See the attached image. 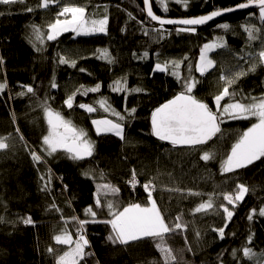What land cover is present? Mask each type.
Wrapping results in <instances>:
<instances>
[{
    "label": "trees",
    "instance_id": "16d2710c",
    "mask_svg": "<svg viewBox=\"0 0 264 264\" xmlns=\"http://www.w3.org/2000/svg\"><path fill=\"white\" fill-rule=\"evenodd\" d=\"M152 2L158 15L182 19L236 6L245 0H189L187 8L175 0H166L167 13L157 0ZM40 3L41 0H24V3L0 4V13H3L0 15V83L7 84L0 93V138L7 137L8 144L7 149L0 150V217L5 221L0 223V264H56V256L50 255L47 249L53 247L56 255L67 250L68 246L56 245L54 241L55 235L61 234L65 227L61 217L90 219L85 217L84 210L94 205L97 185L102 183H111L120 189L118 196L107 199L118 202L121 210L129 203L147 205L143 184L149 181L154 185L153 198L166 219L173 220L182 214L188 225L185 232L167 238L179 264H220L217 256L221 253L226 264H264V217L258 215L259 208L264 207V158L233 173L221 172L222 162L232 145L256 119L225 118L220 133L207 144L195 147L160 141L151 130L152 111L183 91V80L189 77L198 81L193 94L215 111L213 98L225 86L220 80L221 74L247 71L255 63L256 70L241 77L230 92L235 90L236 99L245 103L251 102V97H264V64H260L257 56L264 32L258 39L249 41L241 27L247 24L262 27L257 18L258 9L231 15L195 33L163 26L164 38L160 39L151 29L161 26L148 19L143 0H60L47 9L40 8ZM64 4L84 6L88 15L96 18L107 15V34L76 36L67 32L55 41H48V25L55 21ZM28 8L33 11L28 12ZM250 13H256V17H250ZM224 23L231 26L228 31L217 27ZM34 26L39 29L43 43L36 39ZM145 29L149 30L148 35L144 34ZM217 37H223L226 47L213 52V57L217 61L222 56L225 63L219 61L214 69L201 76L196 71L201 48ZM98 49H108L115 63L99 59ZM145 51L149 52V57L140 59ZM59 56L76 60V67L59 64ZM165 61H183L180 80L170 74L171 70L153 71L157 62ZM81 68L86 71H79ZM125 77L128 88L139 87L142 91L131 95L112 92L113 81ZM53 81L58 85L55 89L51 88ZM96 83L101 84L98 93L87 96L77 93L74 107L67 108L65 99L80 85ZM22 85H31L35 95L19 96L20 91H26ZM104 97L122 114L127 115L125 108L136 109L134 118L124 122V140L113 134L95 132L93 119L104 116L115 119L95 103ZM45 102L88 132L95 144L92 157L73 161L58 153L46 157L47 163H34L30 152L35 149L42 154V137L47 134L42 107ZM228 102L225 98L221 104ZM80 103L93 104L98 110L89 114L78 107ZM205 152L213 158L203 161L201 156ZM133 170L141 180L137 195L129 190ZM86 172L93 178L86 177ZM41 175L45 176V181H41ZM49 175V191H41ZM238 183L248 187L249 193L238 202L225 228V238L221 240L212 230L225 223L219 205L226 202L219 194L233 192ZM188 190L200 195H188ZM210 195L214 210L193 215L192 210ZM253 208L257 209V214L250 221L247 217ZM27 216H31L34 224L20 222L21 217ZM109 218L106 208L98 212V219ZM67 227L75 239V224L70 222ZM85 228L91 245L86 251L93 255L81 264H164L151 238L128 245L113 244L108 240L110 225L90 223ZM249 235L251 244L247 242ZM245 246L252 249L251 258L243 256ZM233 249L237 250L236 258L232 256Z\"/></svg>",
    "mask_w": 264,
    "mask_h": 264
},
{
    "label": "snow or ice",
    "instance_id": "6c2138e0",
    "mask_svg": "<svg viewBox=\"0 0 264 264\" xmlns=\"http://www.w3.org/2000/svg\"><path fill=\"white\" fill-rule=\"evenodd\" d=\"M59 2L60 0H41L39 7L47 9L50 5L58 4ZM157 2L161 6L162 11L167 13L168 7L166 0H157ZM188 2L189 0H175V3L181 4L184 8H187ZM16 3H24V0H0V4L3 5ZM143 5L147 17L152 21H156L161 26L160 28L151 29V32L155 33L160 39L164 38V25H181L184 27H179L177 29L178 32L195 33L197 30L196 26L205 25L226 12L253 7L258 9L257 18L262 27H257L255 24L241 25V27L247 33L249 41L258 39L259 35L264 32V0H245V2L239 3L234 8L217 9L206 15L182 19H168L157 15L153 11L152 0H143ZM27 11L32 12L33 9L28 8ZM2 14L0 13V15ZM249 15L250 17H256V13H250ZM60 17H63V19ZM108 22L107 15H104L102 18H91L87 13L86 7L75 4H64L57 13L55 21L48 25L47 40L55 41L60 35L67 32L75 33L76 36H88L98 33L107 34ZM140 23L143 24V21ZM217 27L228 31L231 26L224 23ZM33 30L36 39L43 43L39 29L34 26ZM144 34L148 35L149 30L145 29ZM225 47L226 43L223 37H217L213 41L205 43L200 51L196 71L201 76H204L210 70L214 69L216 67V61L209 54ZM97 51L99 52V59L105 60L109 64L115 63V59L109 53L108 49H98ZM133 55L135 56L136 54L134 53ZM257 56L260 64H264V41H262V48ZM148 57L149 52L145 51L139 58L147 59ZM240 59H245V57H240ZM0 63H2V60H0ZM58 63L68 65L72 68H75L77 64L76 60L69 61L64 56H59ZM182 63L183 61L157 62L154 65L153 71L165 73L171 70L170 74L180 80L179 69ZM256 67L257 65L253 63L247 71L241 69L221 74L220 80L224 81L225 86L220 94L213 98L215 111L208 103L198 99L193 94L198 81L194 77L184 79L182 83L184 90L152 111V135L160 141L170 142L173 146L195 147L207 144L217 133H220L221 124L225 121V118L230 120H249L255 118L256 122L244 131L232 145L229 154L222 162L221 172L222 174L233 173L253 164L255 161L261 160L264 158V97H251V102L245 103L242 99H236L237 92L235 90L230 92V88L241 77L247 75L248 72H254ZM188 70L191 73V65L188 66ZM79 71L85 72L86 69L81 68ZM6 87V83H0V93H3ZM21 87L26 89V91H20L18 93L19 96L23 97L27 94L35 95V91L31 85H22ZM57 87V83L53 81L51 88L55 89ZM110 88L112 92L126 93L128 95L142 91L139 87L128 88L126 77L113 81ZM100 89V83H96L94 86H85L82 84L65 99L64 104L68 109H72L77 93L82 96H87L89 93H98ZM126 98L127 96H125ZM225 98H228L229 102L222 105L221 102ZM95 103L98 104L99 109L104 113L115 117V119H110L108 116L93 119L91 123L95 128L96 134L111 133L121 140H124V122L134 118L136 109L134 107L131 109L125 108V113L127 114L125 115L117 111L106 97L97 100ZM42 107L47 122V134L42 137V147L40 148V153L42 154H38L35 149H32L30 152L34 163L37 165L47 163L46 157H52L58 153L64 154L68 159L73 161H82L93 156L95 144L89 138V134L85 129L78 127L71 119H66L61 112L54 110L46 102ZM78 107L89 114L95 113L98 110L93 104L88 103H80ZM6 139L7 137L0 138V150L8 148V144L5 142ZM212 158V155L208 152H205L201 156L203 161H209ZM84 175L93 178L87 172ZM40 179L41 181H45V176L41 175ZM50 182L51 176L49 175L41 191H49L48 185ZM129 183L133 187L139 183L135 170H133L132 179ZM143 188L147 193L148 204L129 203L121 210L118 202L107 199L109 196H118L120 189L111 183L98 184L94 205H89L84 210L85 217H90V219H80L79 217L73 216L68 220L61 217L65 227L61 230V234L55 235L54 241L56 245L68 246L67 250L63 251L60 255H56L53 247L50 246L47 249L50 255L56 256V264H81V261H85L86 257L93 255L91 251H86V249H90L91 245L85 225L90 223L110 225L111 232L108 240L113 244L128 245L130 242L151 238L155 242L156 249L162 255L164 264H179L176 255L173 254V250L167 244V238L185 232L188 225L183 221L182 214L177 215L173 220L166 219L165 214L162 213L156 200L153 198L154 185L152 181L144 183ZM177 191L180 190L177 189ZM248 193L249 188L242 183H238L233 192H222L219 194L222 196L223 201L226 202V204L221 203L219 205V208L223 210L224 226L219 229H212L218 233L219 239L223 240L225 238V228H227L228 222L232 220L238 202H242ZM187 194L200 195L199 192H193L192 190H188ZM228 205H231L232 208L230 209ZM53 207L55 206L53 205ZM214 207V202L210 195L207 201L200 203L192 210V214L206 213L210 209L214 210ZM104 208L107 209V215L110 218L98 219V212L103 211ZM256 214L257 209H251L247 217L248 220L251 221ZM258 215L264 217V207L259 208ZM4 222V217H0V223ZM20 222L25 225L34 224L31 216L21 217ZM70 222L75 224V239L67 227ZM197 235L199 236V233ZM247 242L251 244V235H249ZM242 251L245 258H251L253 255L252 249L247 246ZM236 253L237 250L233 249V258H236ZM222 256L223 253L217 256L220 264H223Z\"/></svg>",
    "mask_w": 264,
    "mask_h": 264
},
{
    "label": "water",
    "instance_id": "95a60500",
    "mask_svg": "<svg viewBox=\"0 0 264 264\" xmlns=\"http://www.w3.org/2000/svg\"><path fill=\"white\" fill-rule=\"evenodd\" d=\"M152 5H153V2H152ZM235 6H232V7H228V8H234ZM223 9H227V8H223ZM217 10V9H216ZM252 10H256V8H249V9H237L235 11H232V12H226L224 13L222 16L220 17H216L214 20L208 22L207 24L205 25H201V26H196V29H199V28H202V27H206L208 26L209 24L213 23V22H216L218 20H222V19H225L231 15H234V14H237V13H241V12H246V11H252ZM153 11L155 12L154 10V7H153ZM146 12V11H145ZM156 13V12H155ZM157 14V13H156ZM206 14H209V13H206ZM206 14H203V15H206ZM147 15V13H146ZM158 15V14H157ZM200 16V15H199ZM163 17V16H162ZM196 17V16H194ZM164 18H168V19H176V18H169V17H164ZM190 18V17H189ZM150 21H152L150 18H148ZM154 22L155 24H158L156 21H152ZM159 25V24H158ZM164 26H168V27H184V26H181V25H164Z\"/></svg>",
    "mask_w": 264,
    "mask_h": 264
},
{
    "label": "rangeland",
    "instance_id": "374dc122",
    "mask_svg": "<svg viewBox=\"0 0 264 264\" xmlns=\"http://www.w3.org/2000/svg\"><path fill=\"white\" fill-rule=\"evenodd\" d=\"M91 18H96L94 15H92V16H90ZM61 19H63V17H61ZM211 42V41H210ZM208 43V42H207ZM219 49H217L216 51H218ZM215 51V52H216ZM210 55V57L214 60V57H213V52L212 53H210L209 54ZM219 61H221L220 63H225V61H224V59H222V56H220L219 58H218V60L216 61V63H218ZM217 65V64H216ZM101 118V117H100ZM109 118V117H108ZM95 119H97V118H95ZM110 119H112V118H110ZM94 127V126H93ZM95 129V128H94ZM107 134H111V133H107ZM125 134H126V132H125ZM136 195H137V193H136ZM223 264H226V263H223Z\"/></svg>",
    "mask_w": 264,
    "mask_h": 264
},
{
    "label": "built area",
    "instance_id": "2783aa9c",
    "mask_svg": "<svg viewBox=\"0 0 264 264\" xmlns=\"http://www.w3.org/2000/svg\"><path fill=\"white\" fill-rule=\"evenodd\" d=\"M136 178H137V180L139 181V183H137L136 185H135V187H133L132 186V184H130V186H129V190L132 192V193H137V191H138V189H139V187H140V185H141V180H140V178L136 175Z\"/></svg>",
    "mask_w": 264,
    "mask_h": 264
}]
</instances>
